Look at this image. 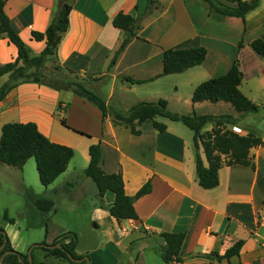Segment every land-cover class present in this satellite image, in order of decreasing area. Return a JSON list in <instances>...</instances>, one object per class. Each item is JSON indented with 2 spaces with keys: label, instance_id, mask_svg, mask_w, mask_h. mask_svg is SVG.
<instances>
[{
  "label": "crops",
  "instance_id": "crops-1",
  "mask_svg": "<svg viewBox=\"0 0 264 264\" xmlns=\"http://www.w3.org/2000/svg\"><path fill=\"white\" fill-rule=\"evenodd\" d=\"M65 1L71 10L67 30L57 46L55 64L78 75L103 77L89 88L101 94L107 104L116 102L123 106L128 97L134 96L131 90L141 86L142 97L134 96L137 102L121 109L127 113L131 106L153 102L161 95L147 96L148 90L152 92L151 84L172 78L175 95H179L180 88L185 90L187 114L233 115L229 104L208 101L193 104L191 97L201 82L226 73L240 52L243 63L245 51L256 67L246 78L240 65L243 74L240 89L257 105L254 95L264 88V56L255 53L250 44L264 38V0L246 15L244 22L211 12L203 0H159L158 9L148 15H143L144 0ZM58 6L59 0H5L4 13L31 56L39 55L45 47V41L33 40L31 32H44ZM119 12L140 18L139 29L111 65L124 36L112 25ZM176 46L204 47L205 61L182 73L160 76L162 52ZM16 57V47L0 36V65ZM124 77L143 82L130 83ZM0 78L3 84L8 76ZM251 118L250 114L243 117L233 131L238 129L241 135L257 134ZM158 120L166 125L163 132L156 131L151 122H144L136 127L139 134L134 135L128 127L115 124L111 116L103 119L93 103L71 91L33 82L19 83L0 101V135L6 123L32 122L50 141L73 150L66 170L48 187L40 184L42 195L38 199L52 201L51 211H57L59 198L74 208L77 203L91 199L87 222L80 223L77 219L74 224H56L39 243L51 244L62 234L74 233L77 238L74 252L80 258L86 257L87 264H264V147L250 150L252 167L224 166L218 171V185L204 189L198 184L192 132L179 122ZM211 128L212 124H207L203 131ZM261 138L264 140V133ZM97 143L102 170L121 174L127 196H134L150 182V192L133 203L137 220L113 218L108 212L114 201L113 193L99 197L95 184L83 174L89 162V147ZM199 152L205 163L202 150ZM24 166L11 168L17 182ZM72 207L71 212L75 211ZM4 230L12 249L25 254L8 229ZM180 232L185 234L180 261L164 263L155 251V247L165 244L159 234ZM240 240L243 245L238 255L228 260L202 256L222 255ZM31 253L33 264H69L46 256L39 247Z\"/></svg>",
  "mask_w": 264,
  "mask_h": 264
},
{
  "label": "trees",
  "instance_id": "trees-1",
  "mask_svg": "<svg viewBox=\"0 0 264 264\" xmlns=\"http://www.w3.org/2000/svg\"><path fill=\"white\" fill-rule=\"evenodd\" d=\"M145 9L143 15L150 14L158 9L159 0H144ZM209 6L211 12L219 13L223 16L236 17L245 21L248 13L255 10L260 0H203ZM5 0H0V36L6 37L17 49V57L14 61L0 65V77L7 75L8 80L0 86V101L19 83L33 82L45 84L58 90L71 91L75 95L93 103L102 113L103 119L111 116L115 124H122L128 127L132 134L138 135L136 127L144 122H151L158 132L165 130V123L158 119H166L179 122L188 128L193 134V145L196 150V172L198 184L204 189H211L218 185V171L224 166L243 165L253 166L250 150L254 147L263 146L264 140L260 135L248 132L241 135L228 125H234L238 120L230 115H197L177 114L167 109V102L159 99L153 102H140L129 108L126 114L109 108L105 99L87 89L84 83L76 80L67 82L57 77L54 83L45 82L42 73L46 70L47 62L56 60V50L59 42L68 27V16L71 5L65 0H59L58 9L53 20L44 32H31V38L35 41H45V47L39 55L31 56L29 50L13 29L10 20L4 13ZM136 8V7H135ZM140 18H135L130 14L119 12L112 21V25L120 29L124 36L122 42L111 60L114 64L117 55L123 51L130 40L136 37L139 29ZM239 47L242 46L240 41ZM251 48L260 56H264V38H257L250 44ZM207 50L202 46L182 47L176 46L162 52V72L160 76L178 74L192 67L201 65L206 58ZM55 71L65 70L71 75L72 71L61 68L55 64ZM243 74L240 70L238 58H235L228 71L217 77L210 78L196 86L192 93L191 102L199 103L208 101L210 103H228L233 110L238 113L239 118L249 114H256L260 111V106L246 97L240 89ZM130 83H142L143 81L124 77ZM61 122L65 125V120ZM207 124H212L209 131H203ZM202 150L205 163L200 156ZM73 150L67 146L56 144L45 137L37 128L36 124L28 123H6L1 128L0 135V163L21 169L27 160L33 158L40 184L43 187L51 185L55 179L67 168L73 157ZM89 162L83 174L90 178L95 184L99 197H103L106 192L114 195L113 203L108 207L109 214L117 221L137 220L138 216L134 210V201L149 193L150 182H146L134 196H127L124 191V182L120 173L107 174L101 168L100 145L93 144L89 147ZM36 208L41 211H50L53 202L47 199H38L35 202ZM11 223H14L10 220ZM164 240L162 247H155L156 253L164 263L180 261L179 252L183 244L184 233H160ZM5 245L0 252V256L5 251L7 253L0 264H22L27 261V254L14 251L4 230L0 227V246ZM77 238L74 233H65L53 240L51 245L59 244L61 248L46 249L39 247L46 256L62 259L69 264H84L71 261L67 254L73 259L80 258L75 252ZM45 244V242H42ZM243 241L235 242L224 254L217 253L203 254V257L216 260L226 259L238 255ZM32 262H34L33 255ZM44 264V263H39Z\"/></svg>",
  "mask_w": 264,
  "mask_h": 264
},
{
  "label": "rangeland",
  "instance_id": "rangeland-1",
  "mask_svg": "<svg viewBox=\"0 0 264 264\" xmlns=\"http://www.w3.org/2000/svg\"><path fill=\"white\" fill-rule=\"evenodd\" d=\"M247 55L248 54H246V52L244 51L243 63L241 59V52L238 56V59L242 67V71H244L243 73L245 74V77L249 78L248 76L249 71L252 68L256 67V64L252 61L249 62ZM45 66H46V70L43 71L41 76L43 81L45 82L50 81L54 83L57 77L67 82H71V80H76L84 83L85 87L90 91H92L89 87L92 86V84L96 86L98 82H100L101 79L103 78V77H99L93 79L90 76H83L78 74L71 75L65 70L55 71L54 62L52 63L47 62ZM2 79H6V77ZM172 80L174 79L166 78L159 83L155 82L151 84L152 92H149L148 90L147 96H150L149 94L152 93L151 96L155 98L156 93H159L161 95L157 97L156 100L159 99L165 100L168 104L167 109L169 111L171 112L177 111L175 113L178 114H187L186 111H188V109L185 108L183 101L185 98L184 95L185 90L180 88L179 95H175L174 85L176 84ZM1 84H2V80H0V85ZM245 84L246 81H244L243 86H245ZM136 88L137 87H134V89L131 90L132 94L138 98L142 97L144 92L140 90L141 86L138 87L137 89ZM103 89L107 91L105 85L103 86ZM100 96L102 95L100 94ZM134 96L128 97V99L126 100L127 102L121 107L118 106L116 102L107 105L109 106V108L112 109L114 108L122 112L121 109H124V107L137 102L135 101L136 98ZM178 96L180 99H177ZM254 96L257 105L260 106V104H263L262 106H264V88L259 89L257 96L256 95ZM262 106L260 107L261 109L258 113L250 114L252 118L249 120L254 124L256 128V133L259 134L260 136L264 133V124H263L264 108H262ZM122 113L125 114L126 112L125 113L122 112ZM230 116L238 121L233 126L228 125L227 127L230 129L236 128L238 123L243 118L242 117L239 118V115H236L235 111H233V115ZM236 130L238 132V129ZM24 165H23L24 170L21 173V180L20 177L18 176V182H17L16 180H14V175L12 174L11 171L12 170L11 168L13 167L0 163V227H2L3 230L4 227H6V229H8L7 232L14 240L16 245L21 250L23 249L25 251V254H27L28 250L34 244H42L39 243V241L45 237L47 230L50 231L54 225L64 224V223L68 225L74 224L73 221L77 219L79 220L80 223L87 222L89 219V204L91 203V199L87 198L84 204L82 202L77 203L78 206L77 208L71 206L73 209H75V211L73 212H71L69 209L71 207H68L70 203L66 204V202H64L62 198H59V200L56 202L58 205L57 211L50 210L45 212V211L37 210L34 201L38 198H41L40 196L42 195L41 192L42 188L40 187V181L36 171L35 161L33 158H30L25 162ZM29 168H31V170H29ZM10 220L14 222L12 223L14 226L9 225L11 224ZM4 232L5 234H7L6 230H4Z\"/></svg>",
  "mask_w": 264,
  "mask_h": 264
},
{
  "label": "water",
  "instance_id": "water-1",
  "mask_svg": "<svg viewBox=\"0 0 264 264\" xmlns=\"http://www.w3.org/2000/svg\"><path fill=\"white\" fill-rule=\"evenodd\" d=\"M5 245V242L0 246V252L2 251L3 247ZM35 247H41V248H46V249H55V248H61V245L59 244H34L27 252V261L24 262L22 261V259L19 257V261L22 262V264H33L32 262V256H31V252L33 250V248ZM10 251H5L1 256H0V262L2 261L3 257L9 253ZM68 258L75 262V263H82V262H85V264L88 263V260L86 257H82V258H77V259H73L69 254H67Z\"/></svg>",
  "mask_w": 264,
  "mask_h": 264
},
{
  "label": "built area",
  "instance_id": "built-area-1",
  "mask_svg": "<svg viewBox=\"0 0 264 264\" xmlns=\"http://www.w3.org/2000/svg\"><path fill=\"white\" fill-rule=\"evenodd\" d=\"M175 264H179V263L176 262Z\"/></svg>",
  "mask_w": 264,
  "mask_h": 264
}]
</instances>
